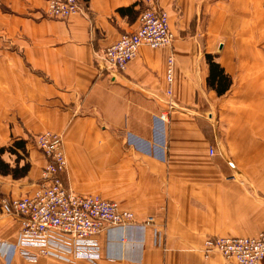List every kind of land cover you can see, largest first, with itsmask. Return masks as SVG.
<instances>
[{"label": "crops", "instance_id": "1", "mask_svg": "<svg viewBox=\"0 0 264 264\" xmlns=\"http://www.w3.org/2000/svg\"><path fill=\"white\" fill-rule=\"evenodd\" d=\"M157 6L173 46H143L116 72L102 53L137 29L144 0H85L66 20L48 18L46 0H0L1 160L14 169L25 154L30 165L21 178L0 175V202L38 187L46 162L33 136L62 134L71 186L94 167L134 214L99 236V264H236L203 246L264 228V0ZM207 55L231 80L221 96L207 85ZM4 213L0 203L5 239L14 225Z\"/></svg>", "mask_w": 264, "mask_h": 264}, {"label": "built area", "instance_id": "2", "mask_svg": "<svg viewBox=\"0 0 264 264\" xmlns=\"http://www.w3.org/2000/svg\"><path fill=\"white\" fill-rule=\"evenodd\" d=\"M85 0H46V15L66 20L82 11ZM137 29L122 34L102 53L107 70L123 72L143 46L150 49L169 48L174 42L167 14L156 0H144ZM173 58L168 59L166 78L173 75ZM36 147L46 160L43 184L32 194L1 203L5 213L15 221V234L0 238V262L14 264L17 258L33 263L37 258L61 262L87 261L98 264L102 253L98 238L109 228L131 225L134 214L115 201L98 195L75 194L64 185L61 173L65 159L62 141L54 133L34 138ZM213 155V151L210 152ZM149 218L147 223H151ZM206 256L217 253L236 264H263L264 228L255 237H211L204 242ZM75 257L76 259L72 258Z\"/></svg>", "mask_w": 264, "mask_h": 264}, {"label": "rangeland", "instance_id": "3", "mask_svg": "<svg viewBox=\"0 0 264 264\" xmlns=\"http://www.w3.org/2000/svg\"><path fill=\"white\" fill-rule=\"evenodd\" d=\"M251 1L252 2H257V0H251ZM236 18H238L240 20L241 17L240 16H238V17L236 16ZM239 20L236 22V26H238V28L240 29L241 24L240 23L238 24V22H240ZM233 25H235V23ZM217 26H219V25H217ZM172 46H173V44H172ZM137 55H138V53H137ZM166 95H167V104L166 105L168 107V110H170L172 108H175L174 107L175 106V103L173 101L172 93H171V90L170 89L167 90ZM44 133H47V132H44ZM41 134H43V133H41ZM54 134H56V133H54ZM38 135H40V134H38ZM57 135L60 136L61 141H62L61 151H62V153L64 155V159H65V163H66L65 170H64L63 173H61V178H62V181H63L64 185L68 188V190L70 192H72V193H75V194L98 195V196H100V197H102V198H104L106 200L115 201V202H117L120 205V203L118 201L114 200L111 197L112 196V189H113V185L114 184L111 183V182H108V183H105V184H100L99 182H97V177H96V174H95L96 168H94V167L85 166L84 169L86 171H88V170L89 171H93L94 174H87V178L85 179V181L78 182V183H75V184L73 183V185L71 186L70 178L68 176L70 174V170H69V167H68V158L66 157V152L64 150V143L66 142L67 138H66V136H64L62 134H57ZM36 136L37 135L33 136L32 142H33V144L35 146V149L39 153H41L40 150L36 147L35 142H34V138ZM211 151L212 150H210V152ZM213 154H214V152H213ZM210 156H213V155H211V153H210ZM21 159H22V161H20L18 163V166H17L19 169H21L23 166L29 164L26 161V155L25 154H22L20 156V160ZM45 162H46V160H45ZM44 168H45V166L43 167V169ZM43 169H42V172H43ZM29 170H30V165H28V167H27V169L25 171L24 176L27 175V173H28ZM65 176H67L66 179H65ZM42 184H43V180L41 179V181H39L37 185L39 187ZM115 185H118V184H115ZM28 195H30V194H28ZM25 196H27V195H25ZM25 196H23V197H25ZM23 197H20V198H23ZM17 199H19V198H17ZM17 199H11V200H17ZM4 202H6V200H1L0 203H4ZM5 214L10 217V219L13 221V225H14L13 233H11V236H9V238H10V237H12L15 234V231H16V229H15V221H14V219H13L12 216L8 215L7 213H4V215ZM214 254H217V253H211L210 255H214ZM72 258L76 259L75 257H72ZM0 264H2V263L0 262ZM14 264H91V263H89L87 261H80V260L74 261L73 263H71V262L68 263V262H61V261H58V260H54V259H51V258H43V257H40V258H37V260L35 262H33V263H28V262H25L24 260H22L21 258H17L15 260V263ZM98 264H99V262H98Z\"/></svg>", "mask_w": 264, "mask_h": 264}, {"label": "trees", "instance_id": "4", "mask_svg": "<svg viewBox=\"0 0 264 264\" xmlns=\"http://www.w3.org/2000/svg\"><path fill=\"white\" fill-rule=\"evenodd\" d=\"M206 60L209 66V76L207 79V85L214 90L218 96L225 94L231 85V80L227 77L219 65L213 62L212 56H206ZM14 146L20 148L21 143H16ZM11 149H9L10 151ZM5 152V149L0 148V175H11L14 179L24 176L28 165L23 166L21 169L18 167L11 169L9 165L5 164L1 160V155ZM17 156V154H16ZM20 157L17 156V160Z\"/></svg>", "mask_w": 264, "mask_h": 264}, {"label": "bare ground", "instance_id": "5", "mask_svg": "<svg viewBox=\"0 0 264 264\" xmlns=\"http://www.w3.org/2000/svg\"><path fill=\"white\" fill-rule=\"evenodd\" d=\"M173 44V43H172Z\"/></svg>", "mask_w": 264, "mask_h": 264}]
</instances>
